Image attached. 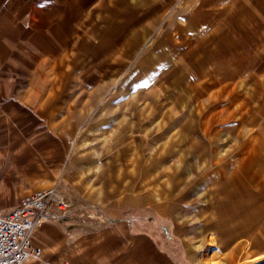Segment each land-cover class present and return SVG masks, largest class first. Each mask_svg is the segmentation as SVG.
<instances>
[{"label":"rangeland","instance_id":"obj_1","mask_svg":"<svg viewBox=\"0 0 264 264\" xmlns=\"http://www.w3.org/2000/svg\"><path fill=\"white\" fill-rule=\"evenodd\" d=\"M50 188L32 264L114 223L264 264V0H0V203Z\"/></svg>","mask_w":264,"mask_h":264},{"label":"crops","instance_id":"obj_2","mask_svg":"<svg viewBox=\"0 0 264 264\" xmlns=\"http://www.w3.org/2000/svg\"><path fill=\"white\" fill-rule=\"evenodd\" d=\"M0 209L5 212H10L13 210H9V208L4 209L2 203H0ZM130 225L131 224L128 223H114L112 227L110 226V228H108L107 230H104L102 232L96 231V233L94 232L86 234L82 238L72 240V244L67 249L66 259L68 260V263L169 264V262L165 258V254H162L159 251L155 253L153 239L150 238L147 234L133 233L132 225ZM69 227H71V224L69 225ZM44 231L46 232V227H44ZM35 235L33 238V244L35 247L40 249V247H38L34 242ZM213 240L216 241V239H209L210 243L213 242ZM103 241H105V243L110 242V245H104L105 243L103 244ZM122 243H124V245H122ZM216 243L218 244V241H216ZM51 244L45 242L42 245L49 249L54 248V245ZM239 249L240 248H238L237 251H232V257H234L237 252H239ZM234 252L236 253L234 254ZM43 256L44 254L42 251V259ZM233 261L234 259L231 258L230 262H232V264L235 263V261ZM32 263L34 262H30L28 264Z\"/></svg>","mask_w":264,"mask_h":264},{"label":"built area","instance_id":"obj_3","mask_svg":"<svg viewBox=\"0 0 264 264\" xmlns=\"http://www.w3.org/2000/svg\"><path fill=\"white\" fill-rule=\"evenodd\" d=\"M64 203L57 189L51 188L22 197L10 212L0 209V264L40 261L42 251L34 246V235L53 207L62 209Z\"/></svg>","mask_w":264,"mask_h":264},{"label":"bare ground","instance_id":"obj_4","mask_svg":"<svg viewBox=\"0 0 264 264\" xmlns=\"http://www.w3.org/2000/svg\"><path fill=\"white\" fill-rule=\"evenodd\" d=\"M51 189V188H50ZM45 190H47V189H45ZM37 191H41V190H37ZM37 191H34V192H37ZM34 192H32V193H34ZM32 193H30V194H32ZM62 197V196H61ZM43 223V222H42ZM214 244H216L217 245V243H216V241L214 240V242H213V244L212 245H214ZM235 253V252H234ZM233 255V254H232ZM260 259V258H259ZM264 259V257L263 258H261L260 260L262 261ZM260 261V262H261ZM213 262V261H212ZM30 263V262H29ZM208 263V262H207ZM210 263V262H209ZM247 263V262H246ZM28 264V263H27ZM218 264V263H217Z\"/></svg>","mask_w":264,"mask_h":264}]
</instances>
